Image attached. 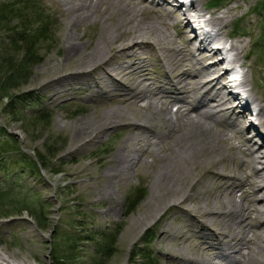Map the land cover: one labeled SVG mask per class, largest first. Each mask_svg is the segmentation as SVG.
<instances>
[{
	"label": "bare ground",
	"instance_id": "obj_1",
	"mask_svg": "<svg viewBox=\"0 0 264 264\" xmlns=\"http://www.w3.org/2000/svg\"><path fill=\"white\" fill-rule=\"evenodd\" d=\"M53 1L63 15L66 56H76L77 70L91 75L86 82L109 84L108 95L121 104L116 111L146 119L130 122L147 136L130 135L123 165L134 167L149 150L159 162L168 159L176 182L186 185L165 208L187 214L197 183L214 178L212 198L193 207L201 219L191 216L202 227L191 231L203 241L178 264H264V103L251 91L250 74L243 72L239 85L226 79L232 64L252 66L241 39L249 31L228 29L246 10L205 0ZM195 135L205 138L198 152L187 144ZM199 163L209 169L195 173ZM217 221L220 228H211ZM0 264L27 263L0 250Z\"/></svg>",
	"mask_w": 264,
	"mask_h": 264
},
{
	"label": "rangeland",
	"instance_id": "obj_2",
	"mask_svg": "<svg viewBox=\"0 0 264 264\" xmlns=\"http://www.w3.org/2000/svg\"><path fill=\"white\" fill-rule=\"evenodd\" d=\"M13 1L17 0L0 3ZM19 1L24 14L32 20H44L50 27L47 38L37 46L39 61L32 67L28 82L10 93L27 96L22 103L27 114L40 110L49 119L18 120L6 115L3 110L8 98L1 97L0 141L9 142L13 149L19 148L36 161L35 156L40 153L47 167H40L39 174H35L23 162H17L15 155L20 153H7L4 169L0 170V192L13 188L10 193L19 196L25 207H20V212L7 213L6 206L1 210L4 213L0 215V250L24 259L27 264H57V257L66 255L64 264H96L94 243L101 239V233L114 232V250L98 264H130V252L137 245L151 251L157 264H178L181 256H195L203 240L191 231L192 225L193 229L202 230L191 217L201 219L200 212L193 207L203 197L212 198L217 187L214 178L205 175L197 183L196 200L184 206L188 214L178 207L165 208L176 203L178 194L173 191L186 185L185 180L184 184L181 180L176 182V167L172 172L171 162H159L150 150L141 154L142 161L134 167L128 169L123 165L130 149L126 146L130 135L147 136L145 131L133 129L130 122L142 124L146 119L131 111L121 115L115 110L121 104L108 95L111 86L86 82L91 75L77 70L76 56H66L61 35L64 21L58 4L53 0H35L32 6L25 7L24 0ZM205 2L208 6L239 3L243 9L238 14L246 10L240 21L229 23L228 29L249 31L241 39L246 50L250 49L252 66L242 67V71L251 75L255 88L251 91L264 103V0ZM229 77L228 72L226 79ZM221 124L224 126L223 121ZM148 136L152 138L149 133ZM11 138L16 145L9 141ZM204 139L191 136L187 144L198 152L205 147ZM49 151L54 154H48ZM228 164L237 169L232 160ZM190 165L193 172V164ZM196 165L195 173L209 169L207 163ZM35 207L42 210L39 221L32 214ZM211 228L219 229V221ZM145 233L151 236L148 244L143 240ZM187 236V248H181Z\"/></svg>",
	"mask_w": 264,
	"mask_h": 264
},
{
	"label": "trees",
	"instance_id": "obj_3",
	"mask_svg": "<svg viewBox=\"0 0 264 264\" xmlns=\"http://www.w3.org/2000/svg\"><path fill=\"white\" fill-rule=\"evenodd\" d=\"M20 3L19 0L11 3H0V98H8V103L3 110L6 115L18 120L31 117L35 121H43L47 118L49 119V115L45 112L37 110L27 114L28 112L23 110L22 103L27 98L26 95L23 97L11 95L10 93L28 82L32 67L39 61L37 46L41 40L47 38L49 34L47 29L50 27V24L46 21L43 20V22L37 17L32 20L30 15L24 14V10H20ZM34 3L35 0L23 1L25 7L28 5L32 6ZM13 22L16 23L14 24ZM33 102L35 101L33 100ZM9 141L16 145V141L13 138ZM15 148L13 149L7 141H0V170L4 169L5 158L9 155L7 153L10 152L12 154V150L20 153V155H15L17 162H23V166L35 174H39L40 167H47V161L40 153L36 154V161L22 154L19 148ZM48 154L53 155L54 153L49 151ZM10 191H14V189L11 188L0 192V215L4 213L1 211L4 206L9 208L7 213H12L13 210L20 212V207H25L23 200L19 196L10 193ZM32 214L39 221L42 210L39 207H35ZM112 233L113 235H110ZM112 233H101V239H97L94 243L93 256L97 260L96 264L101 259L110 257L111 252H113L115 234L114 232ZM148 235V233L143 235V240H147L144 241L146 244L151 238ZM67 258V255L57 257V264H64L63 260L65 261ZM129 262L130 264H157V259L144 245H137L130 252Z\"/></svg>",
	"mask_w": 264,
	"mask_h": 264
}]
</instances>
